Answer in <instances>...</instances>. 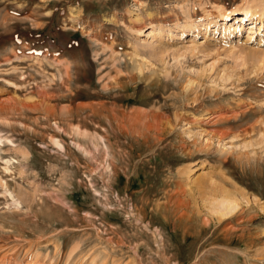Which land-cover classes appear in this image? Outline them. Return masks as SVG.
Returning a JSON list of instances; mask_svg holds the SVG:
<instances>
[{
	"label": "rangeland",
	"instance_id": "374dc122",
	"mask_svg": "<svg viewBox=\"0 0 264 264\" xmlns=\"http://www.w3.org/2000/svg\"><path fill=\"white\" fill-rule=\"evenodd\" d=\"M247 5L0 0V264H264V27H181Z\"/></svg>",
	"mask_w": 264,
	"mask_h": 264
},
{
	"label": "bare ground",
	"instance_id": "6f19581e",
	"mask_svg": "<svg viewBox=\"0 0 264 264\" xmlns=\"http://www.w3.org/2000/svg\"><path fill=\"white\" fill-rule=\"evenodd\" d=\"M207 15L208 16L205 18L206 20L204 23H200V24H195V23L188 24L187 23V24H185V26H181V27L184 29L190 30V28H193V27L194 28L199 27V26L208 27L209 25H212V23H215V22L217 23L218 21H221L223 24H227V21H230L233 19L235 20L234 24H237L236 25L237 27L235 29L240 28L241 25H246V21H249L252 23L254 22L257 24H262V27H264V7L260 10H257V9H254L253 7L247 5V6H244L242 9H240L239 15H233L229 11H222V10L217 11V14L213 18H212V16L210 17L209 14H207ZM216 19H218V20H216ZM213 20H215V22ZM134 21L137 23V22H141L142 20L138 16H136ZM231 26L229 28H231ZM163 27L164 26H159V27L155 28L154 30H152L149 33L150 36H152L153 38H156L157 36H159L164 29ZM224 29H228V28L224 27ZM250 30H251V28H250ZM162 123H164V122H162ZM149 126L151 127L152 125H149ZM160 126H161V123H154V127L156 129H159ZM148 130H150V129H148ZM162 130H164V128ZM160 133L162 134V131ZM189 172H192L190 167H188L186 169V173L188 174ZM233 199H234L233 197H229V200H233ZM232 203H234V202H232ZM235 203H236V200H235ZM230 212H231V209L227 208L224 212H221L220 215L226 216Z\"/></svg>",
	"mask_w": 264,
	"mask_h": 264
}]
</instances>
